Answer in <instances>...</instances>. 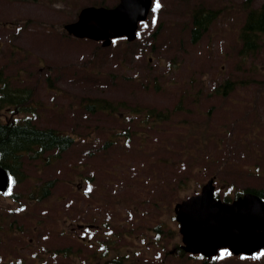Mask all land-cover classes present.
I'll return each instance as SVG.
<instances>
[{"label": "rangeland", "instance_id": "rangeland-1", "mask_svg": "<svg viewBox=\"0 0 264 264\" xmlns=\"http://www.w3.org/2000/svg\"><path fill=\"white\" fill-rule=\"evenodd\" d=\"M117 1L0 0V67L34 86V123L75 136L71 148L51 162L22 156L25 178L8 190L20 201L8 191L0 194V264H33L34 255L40 264H62L65 258L54 252L66 248L75 258L66 262L78 264L76 250H94L81 237H97L76 223L90 221L106 232L99 239L106 243L104 256L91 264H109L116 254L135 257L129 264H198L176 250L181 235L174 203L210 176L220 196L232 197L242 186L264 187V44L254 61H239L244 0H153L139 23V38L130 44L122 38L101 46L58 29L82 7ZM198 3L219 14L194 43L185 25ZM234 76L242 82L227 95L209 93ZM188 81L192 95L201 87L195 97L187 92ZM83 96L124 101L128 108L90 112L79 103ZM136 105L145 107L141 114L131 112ZM47 179V199L22 198ZM216 260L264 264L258 253L225 249Z\"/></svg>", "mask_w": 264, "mask_h": 264}, {"label": "water", "instance_id": "water-1", "mask_svg": "<svg viewBox=\"0 0 264 264\" xmlns=\"http://www.w3.org/2000/svg\"><path fill=\"white\" fill-rule=\"evenodd\" d=\"M150 0H119L112 8L85 7L74 23L65 27L80 37L104 39L125 34L134 37L136 22L144 19ZM8 183L6 171L0 167V190ZM209 180L200 194L175 204L176 218L187 251L211 256L219 247L227 246L233 253H251L264 246V202L246 194L232 203L213 197Z\"/></svg>", "mask_w": 264, "mask_h": 264}, {"label": "trees", "instance_id": "trees-1", "mask_svg": "<svg viewBox=\"0 0 264 264\" xmlns=\"http://www.w3.org/2000/svg\"><path fill=\"white\" fill-rule=\"evenodd\" d=\"M252 3L253 0H244L242 2L245 15L237 31V39L240 45L236 53L241 62L246 61L247 58L254 57L260 50L261 43L264 40V2L258 6H253ZM216 15V10L205 9L204 7L196 8L191 15V39H199ZM60 30H63L62 26H60ZM97 48L98 45L95 46V49ZM239 67L240 64L237 69ZM4 73L2 68H0V164L11 173V182L18 184L24 178L21 162L22 153L54 148L60 151L71 144L72 138L53 128L37 126L32 121L31 116L22 118L9 117L8 114L33 112L35 106L32 104L31 98L33 90L28 86L13 82ZM241 82L242 80H237V76L227 78L218 83L210 93L225 96ZM84 98H86V104L84 105L91 112L99 109H113L111 102L106 99ZM49 187V181L43 182L34 186L23 198L42 199L49 194ZM245 191H253L264 197V189H257L251 186L235 192V196ZM12 197L16 199V195ZM224 198L230 199V196H224ZM202 264L215 263L204 261Z\"/></svg>", "mask_w": 264, "mask_h": 264}, {"label": "flooded vegetation", "instance_id": "flooded-vegetation-1", "mask_svg": "<svg viewBox=\"0 0 264 264\" xmlns=\"http://www.w3.org/2000/svg\"><path fill=\"white\" fill-rule=\"evenodd\" d=\"M102 255H100L98 253L97 250H93L92 252H90L89 254L85 255L83 260H85L86 262H89L90 260H96V259H101Z\"/></svg>", "mask_w": 264, "mask_h": 264}, {"label": "snow or ice", "instance_id": "snow-or-ice-1", "mask_svg": "<svg viewBox=\"0 0 264 264\" xmlns=\"http://www.w3.org/2000/svg\"><path fill=\"white\" fill-rule=\"evenodd\" d=\"M156 7H157V8H159V7H160V5L157 3V4H156Z\"/></svg>", "mask_w": 264, "mask_h": 264}]
</instances>
